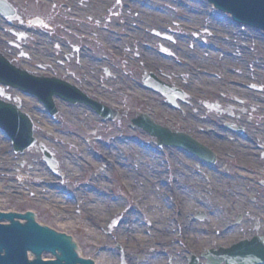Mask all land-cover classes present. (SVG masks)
I'll list each match as a JSON object with an SVG mask.
<instances>
[{
  "label": "rangeland",
  "instance_id": "1",
  "mask_svg": "<svg viewBox=\"0 0 264 264\" xmlns=\"http://www.w3.org/2000/svg\"><path fill=\"white\" fill-rule=\"evenodd\" d=\"M8 1L14 8L19 9L21 16L23 14L30 18L40 16L52 27V34L48 30H40L39 35L30 33L29 39L24 40L26 44L24 51L27 56L17 58L15 55H18L20 50H15L9 45L11 41H15V37L10 34V28L4 25L5 21L0 18V29H3L0 30V46L6 51H12L19 59L20 65L42 74L51 75L53 71L60 78H69L81 86L79 90L86 94L88 84L81 83L80 80L87 72L90 73V69L86 67L83 70L79 69L74 56L65 60V54L70 52L74 54L73 46L79 47L84 53L88 52L87 57H94L96 72H99L101 66H106L109 71L107 74L101 70V73H98L100 75L98 80L93 79L92 74V82L97 88L102 86L105 93L103 95L93 90L95 91L93 94L99 99L126 107L128 113L116 121L103 122L91 106L84 104L85 102L73 105L58 99L55 102L56 119H52L47 114L45 106L36 98L25 97L13 91L15 93L13 99L21 100L22 112L33 117L34 137L38 144L49 148L59 161L60 174H56L49 167L42 152L32 149L16 153L12 141L0 131V211L36 214V219L42 226L68 235L78 246L80 255L84 259L95 261L96 264H148L147 262L154 264L156 258H161L160 264H177L176 258H179V264H189L187 258L192 251L194 252V245L201 243L196 244L195 240L200 241L196 236L208 237L212 242L210 246L216 243L215 247H208L209 242H205L207 245L196 251L198 258L205 262L201 257V252L205 248H217V244L220 243L219 246L226 249L232 246V243L222 242L216 235L220 234L218 229L223 228L225 224L226 228L240 222H243L244 226L245 224L250 226L249 230L241 227V233L231 238L233 241L246 240L256 235L264 239V158H262L264 148L258 141L261 137L264 142L263 36L239 28L242 30L239 31L241 45L238 40L230 39L223 42L216 34L223 30L210 26L215 25L210 21L218 20L217 15L210 4L203 0H153V3H149V0ZM141 2L147 4L144 9H140ZM126 4L130 5L129 9L126 8ZM107 28L114 31L112 34L118 38L123 37L121 34L118 35V32L121 30L126 32V29L133 30L144 38L148 35L147 41L154 44L162 43L154 31L159 35L162 33L171 35L174 41L166 40L164 43L170 51H174L173 46L176 47V55L172 57L174 64L164 65L156 62L150 53L152 51L147 50L150 49V44L146 43V39L144 42L147 49H144L143 55L139 52L143 63L136 60L133 55L128 56L129 60L125 59L118 52L116 56H122L123 60L113 62L109 59L113 66L98 63L97 59L106 60L108 56L97 43L79 35L101 40V35L108 36ZM230 31L229 36H233L232 28ZM197 40L209 44L213 49L206 53L196 43ZM57 45L63 52L57 49ZM191 46L194 49H191ZM185 52L189 53L190 57L197 55L202 62V65L197 66L191 64L192 72L186 70L187 74L193 73L199 79L198 85L190 82L194 77H189L186 73L180 76V66L184 65L176 56L187 58L182 54ZM238 52L243 53L241 58ZM126 61L129 65L125 64ZM50 66L56 67L55 70ZM144 69L167 74L170 77L167 79L179 83L180 88L190 94L191 98L186 103H180L181 107L178 110L164 106L157 94L142 87L140 79L145 72ZM247 74L255 77L249 78ZM208 81H217L219 89L216 87L208 91L206 89ZM184 82H187V85H184ZM116 85L119 88L117 94L113 90ZM212 85L216 86V83L213 82ZM252 86L262 87V93L252 90ZM208 101L218 103L224 112L209 110L204 104ZM229 107L243 109L245 113L238 109L233 112L235 115L232 117L227 112ZM140 111H151L159 122L199 137L217 154L215 166H207L193 156L186 158L177 150L164 149L159 153L153 147V140L147 133L131 127V121ZM225 118L231 119V122L224 121ZM234 120L240 124L239 129L242 131L240 135L235 132L236 129L227 127L234 126ZM242 120V123L238 122ZM206 121L210 128L217 129L218 133L215 135L218 138L222 136L227 148L231 147L229 142L235 141L239 144L240 141H246L250 144L252 152L245 155L235 150L232 152L225 150L223 142L215 143L214 139L217 137L212 134L206 135L209 132L199 126ZM121 150H124V154L126 151L128 155L146 151L147 154L162 160L155 169H148L144 173L136 170L149 181L147 184L146 180L141 179L145 183L143 184L145 189L148 186L149 189H153L164 201L163 204L171 203V209L176 205L174 212L168 214L169 208L156 207L152 199L147 202L141 200L136 190L127 187L129 183L124 173L113 163L119 158L117 156H120ZM122 158L126 159V156L123 155ZM166 160L170 163L165 162ZM71 161L77 164L76 171L73 170V166L71 168ZM132 171L135 174L133 165ZM170 172H174L177 183L179 179L182 180V184H178L179 194L180 191L190 188L189 184H192L194 179L202 183L204 191L199 193L202 186H197L189 198V203L191 198L208 196L215 205L226 206L227 210L222 212L226 219L214 221L212 217L215 209L200 213L190 209L189 221L185 220L184 226L182 222L179 223L178 210L184 214L180 203L185 207L186 203L181 197H176V193L173 195L175 181L171 187L168 183ZM150 175L154 178L150 179ZM229 187L237 189L239 193L237 200L228 199V193L221 190ZM145 194L149 195L147 192ZM102 195L108 197L110 201L120 202V209L127 208L126 212L116 215L112 210L117 207L110 210L109 206L102 207L99 203ZM240 198H245V204L242 206H238ZM157 210L160 211V215L156 216ZM133 212H136V217L140 213V217L132 221L135 228L139 227L140 220L148 228L144 219L148 216L151 218L154 214L161 222L160 228L165 232L159 235L157 232H161V229L151 231L139 227L137 230L142 231L143 236L132 238L129 233L132 223L127 224L126 221L127 216ZM201 214L205 216L203 220L193 221V217L198 219L197 216ZM172 216L176 220L173 221ZM180 224L183 229L178 232ZM193 224L194 233H197L194 236L189 235L190 232L187 231ZM104 252H108L107 254L113 252L115 258L111 257V261L109 258L106 259ZM167 253L175 255L170 260L163 259Z\"/></svg>",
  "mask_w": 264,
  "mask_h": 264
},
{
  "label": "bare ground",
  "instance_id": "2",
  "mask_svg": "<svg viewBox=\"0 0 264 264\" xmlns=\"http://www.w3.org/2000/svg\"><path fill=\"white\" fill-rule=\"evenodd\" d=\"M150 2L149 3H153V0H149ZM153 9H155L154 7H152ZM154 11H156V10H154ZM159 11V10H158ZM222 25H226V24H222ZM133 36H134V38H137V37H135V36H138L140 39H141V37L136 33V32H134L133 30L130 32ZM240 39V38H239ZM113 43H115L116 44V41H112ZM132 42V41H131ZM112 44V43H111ZM134 42H132L129 46H127V47H123L125 50L128 48V49H132V51H131V54H135V53H133V52H140L141 51V46L140 45H137V47L136 48H134ZM118 48H122L121 46H117ZM134 49V50H133ZM174 52H175V50H174ZM176 53V52H175ZM137 54V53H136ZM182 54H184L187 58H184V59H186L187 61H189V64H192V65H202V62H201V60H200V58L197 56V55H192L191 57H190V54L189 53H182ZM151 55H155V54H153V53H151ZM242 55H243V53L242 52H239V58H241L242 57ZM152 58H154V57H152ZM155 59V58H154ZM157 62H160L161 64H172L173 62H172V60H170V59H167V58H160L159 56L157 57ZM209 63H211L210 61H209ZM243 63V62H242ZM90 64H91V67H92V69L94 70V68H95V64L93 63V62H90ZM212 64V63H211ZM186 70L188 71V72H192V70L190 69V68H188V67H186ZM180 75H182V72H180ZM248 75V77L249 78H254L251 74H247ZM237 79V78H236ZM212 80V79H211ZM190 82L192 83V84H194V85H198L199 84V79H197V80H190ZM213 82L214 83H216V86H214V85H212L213 84ZM207 83V87H206V89L209 91V90H211V89H216V87L219 89V84L217 83V81H208V82H206ZM93 86L91 85V86H87V88H89V89H93L92 88ZM225 87V86H224ZM115 88H117V89H119L118 87H117V85H116V87ZM93 90H99L98 88L97 89H93ZM237 109L236 108H232L231 109V111H230V113L232 114V116L233 115H235V113H233L234 111H236ZM220 112H223L222 110H219ZM237 116V115H236ZM231 119H224V121H227V122H231L230 121ZM239 123H242L243 122V120L242 121H238ZM206 124V125H205ZM208 124V122L206 121V122H203L201 125L199 124V126L200 127H202V130H206V131H208L209 133H207L206 135H209V134H212V135H214L215 137H217L216 135H215V133H218L217 132V129H213L212 127L210 128V126L209 125H207ZM240 124H238L237 123V121H235L234 120V126H235V128H237V130H238V128L240 127L239 126ZM219 131H220V129H218ZM238 132V131H237ZM262 134V133H261ZM213 139V138H212ZM245 140V139H244ZM258 141L260 142V144L262 145V147H263V141H262V139H261V137H259V139H258ZM214 142L215 143H222L223 142V138H222V136L220 137V138H215L214 139ZM224 143H226V142H223V144ZM230 143V145H231V147L230 148H227V145H225L224 144V149L225 150H228V152H232L233 150H235V151H237V152H242L243 154H245V155H248L249 153H251L252 152V150L250 149V144L249 143H247L246 141H243V142H241L240 141V143L238 144V143H236L235 141H234V143L233 142H229ZM228 144V143H227ZM36 151V150H35ZM36 152H38V151H36ZM133 152H135V151H133ZM133 152H130V154H132ZM123 154L124 153H120V156H117V157H119L118 159H116V161L115 162H113L114 163V165L116 166V168L119 170V171H122V173H124V176L126 177V179H127V181H128V186L127 187H129V188H131L132 187V189H134V190H136L137 191V196H139L140 197V199L141 200H144V201H149L150 199H152L153 200V202H155V205H156V207H159V208H169L170 209V212L168 213V214H170V213H172V212H174V210H175V208H174V206H173V208L171 209V203H167V204H163V202L164 201H162L158 196H157V194L153 191V189H149V186H148V188L147 189H145L144 188V186H143V184H145L144 182H142V180L141 179H144V180H146L145 179V177H144V175H142L141 173H139L136 169H139L142 173H144V172H146L148 169L150 170V169H155V167H157L158 166V164H160L162 161L161 160H158V161H156V158L155 157H153L151 154H147L146 153V151H144V152H138V153H134L133 155H128V154H124L125 156H126V159L125 158H122V156H123ZM130 156H133L132 158H129ZM129 158V159H128ZM100 162V161H99ZM101 164V163H100ZM135 164V165H134ZM70 165H71V168H72V166H73V170L74 171H76L77 169V164L75 163V162H70ZM132 165H133V170H134V172H135V174L133 173V171H132ZM151 176V179L152 178H154L152 175H150ZM147 181V184H149V181L148 180H146ZM178 184L179 185H181L182 184V180L181 179H179V181H178ZM130 185V186H129ZM190 185V188H188V189H190V190H188V189H185V190H183V191H180V194H178V197H181V199L182 200H184L185 201V205H186V207L184 206V204H182V203H180L181 204V208L184 210L183 212H184V216L183 217H181V219L180 220H186V218H188V217H190V215L191 214H189V211L188 210H190V209H193L194 211H196V212H198V211H200V212H203V211H207L208 209L209 210H211V209H215V213H214V216L212 217V219L214 220V221H220V220H222V219H226L225 217H224V215L222 214V212L223 211H226L227 210V208H226V206L224 207V206H218V205H215L214 204V202H212L213 200H211L212 198H210V197H208V196H204V195H200V197H198V198H196V199H192L191 198V200H190V203H189V198L192 196V192H195V189L197 188V186H199V185H201L202 186V188H200L199 189V193L200 192H203L204 191V188H203V185H202V183H199L198 182V180L197 179H194V182L192 183V184H189ZM147 186V185H146ZM145 186V187H146ZM141 188H143V190H141ZM206 188H207V186H206ZM229 188H231V189H233V190H229ZM229 188H225V189H221L222 191H224V192H226V193H228V199H230V200H237L239 197H238V195H239V193L237 192V189L236 188H234V187H229ZM149 189V190H148ZM87 190V189H86ZM85 190V191H86ZM147 190V191H146ZM145 192H147L149 195H146L145 194ZM217 192H219V189L217 190ZM182 193V194H181ZM104 195V194H103ZM102 195V198H100L99 199V203L101 204V206L102 207H104V208H108V206L110 207V208H108V210H110L111 208H114V207H117L116 209H114V210H112V213H114V214H121V213H123V212H126V210H127V208H125V209H120V202H117L116 200H112V201H110L109 200V198L108 197H106V196H103ZM226 196H227V194H226ZM223 200L224 201H226V199H225V197H223ZM188 203V204H187ZM173 204V203H172ZM243 204H245V198H240L239 199V203H238V206H242ZM188 206V207H187ZM190 206V207H189ZM210 206V207H209ZM226 208V209H225ZM172 210V211H171ZM140 212H141V209H140ZM153 215V217H154V220L156 221V223H157V226L155 225V223H154V221L152 220V222H153V224H154V226H153V228H147L145 225H144V223H143V221L142 220H140V221H142V222H140L139 221V227H143L145 230H151V231H155V230H157V227L158 228H160V220L156 217L157 215H160V211L159 210H157V212L155 213V215L154 214H152ZM141 216L143 217L144 215L143 214H141ZM140 217V213L138 214V216L136 217V212H133V213H131L130 215H128L127 216V221H126V223L127 224H129V223H132V221L134 220V219H138ZM172 217H174V216H172ZM176 218V217H175ZM161 220L162 221H164L162 218H161ZM174 220H176V219H174ZM173 220V221H174ZM31 222L33 223V219L31 218ZM139 227H137V229H139ZM245 228H247L248 230L250 229V226H248V225H245ZM122 229V231H124V229L123 228H121ZM241 230L242 229H238V230H236V231H234V232H230V233H228L227 235H226V239L228 238V239H231V238H234V237H236L237 235H239L240 233H241ZM187 231H189L190 232V234L192 235V236H194V235H197V233H194V231H195V226L194 225H192V227L190 228V229H188ZM125 232V231H124ZM165 231L164 230H161V232H157L159 235H161L162 233H164ZM126 233V232H125ZM129 233H131L130 234V236H132V238H134V237H138V236H141L142 235V231H140V230H134V229H131L130 230V232ZM193 233V234H192ZM93 234H94V232H93ZM233 236V237H232ZM200 241H197V240H195V237H194V240H195V242H196V244L197 243H199V242H201L200 244H197V245H194L195 247H193V245H192V243L193 242H191V245H192V247H193V249H194V251H197L198 250V248H200V247H203V246H205V245H207V243H205V242H209L208 243V246H210L211 244H212V242H210V239L208 238V237H204V236H202V237H198V236H196ZM230 242H232V243H234V241L233 240H230ZM74 247H75V249L79 252V249H78V246L77 245H75V243H74ZM75 251H74V253H73V255H75ZM104 253H106L105 254V258L107 259V258H109V260L111 261V257L112 258H115V254L112 252V253H109V254H107L108 252H104ZM78 259H80V260H82L83 261V259H82V257L80 258V257H78V256H76ZM163 259H166V260H170L171 259V256L169 257V258H166V257H162ZM178 260H179V258H176V262H177V264H179L180 262H178ZM160 262H161V258H156L155 259V261L153 262L154 264H160ZM148 264H151L150 262H147ZM95 264H96V262H95Z\"/></svg>",
  "mask_w": 264,
  "mask_h": 264
},
{
  "label": "water",
  "instance_id": "3",
  "mask_svg": "<svg viewBox=\"0 0 264 264\" xmlns=\"http://www.w3.org/2000/svg\"><path fill=\"white\" fill-rule=\"evenodd\" d=\"M213 2L217 7L222 10L231 12L235 18L246 24H250L257 28L264 30V0H209ZM35 93V92H33ZM49 99H46L48 101ZM16 108H8L0 103V113L19 115L21 121L22 130H26L29 133L31 129V123L26 116L18 114ZM140 123V121H139ZM143 123V120H142ZM31 131V130H30ZM153 137L160 139L167 145L176 144L184 149L201 155H206L205 149L202 147V151H199L197 144L191 141L189 138L176 135L168 138V133L154 124L146 129ZM31 134V133H30ZM170 137V136H169ZM172 141H176L172 143ZM2 213H17L27 214L19 212H6ZM15 218H24L23 220ZM25 218L30 219L31 215L20 216V215H1V220L5 221L6 224H12L11 226H3L0 224V264H92L91 262L82 261L73 255L75 247L72 240L61 233H54L48 229L40 228L34 224H28L23 226ZM31 251L37 256L44 252L52 253L48 257L56 262H42L39 259L33 263H30L27 259V253ZM60 256L58 257V253ZM46 257V256H45ZM44 258V257H43Z\"/></svg>",
  "mask_w": 264,
  "mask_h": 264
},
{
  "label": "flooded vegetation",
  "instance_id": "4",
  "mask_svg": "<svg viewBox=\"0 0 264 264\" xmlns=\"http://www.w3.org/2000/svg\"><path fill=\"white\" fill-rule=\"evenodd\" d=\"M34 19H36V16L34 17V18H30L29 16H27V15H25V14H23L22 15V22H20L19 24L20 25H18V24H15L16 25V28H23V25H22V23L25 25V26H27V27H29V28H36L35 27V24H34V22H33V20ZM14 25V24H13ZM17 25H18V27H17ZM21 34H23V33H21ZM21 38L22 39H24L23 38V36H21ZM23 43H24V41H22L20 44L18 43V39L17 38H15V44L14 43H10L9 45H10V47L11 48H14V49H21L22 48V45H23ZM19 47V48H18ZM0 49H2V47L0 46ZM5 52H7V54L9 55V56H11L12 58H15L16 59V62H17V55H13V52L12 51H5ZM23 56V54L21 55V57ZM14 63V64H16V65H18V63Z\"/></svg>",
  "mask_w": 264,
  "mask_h": 264
}]
</instances>
